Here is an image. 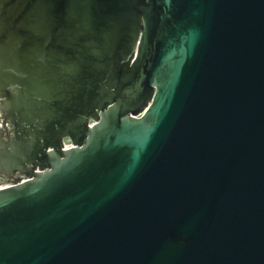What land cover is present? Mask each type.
Returning <instances> with one entry per match:
<instances>
[{
	"label": "water",
	"instance_id": "water-1",
	"mask_svg": "<svg viewBox=\"0 0 264 264\" xmlns=\"http://www.w3.org/2000/svg\"><path fill=\"white\" fill-rule=\"evenodd\" d=\"M0 97V264H264V0H0Z\"/></svg>",
	"mask_w": 264,
	"mask_h": 264
},
{
	"label": "flooded vegetation",
	"instance_id": "flooded-vegetation-1",
	"mask_svg": "<svg viewBox=\"0 0 264 264\" xmlns=\"http://www.w3.org/2000/svg\"><path fill=\"white\" fill-rule=\"evenodd\" d=\"M7 103L8 100L6 98L0 97V155L1 152L3 154L12 152L11 145H16L18 143L21 144V141L23 142L24 140H29L30 143L34 141V145L32 146L33 149L31 151L24 150L23 155L18 157V163L14 167L8 169V171L5 169L0 170V184H11L13 181H26L30 179L25 174H22L21 171H30L35 167L39 158L46 153L54 151L56 142L61 140L64 136V132H60L61 134L57 138L59 122L56 119L52 122L46 121L48 127L41 130V132H39L40 128L37 129L40 121L38 117L39 120H36L32 126L26 124L25 117L22 120H20V118L16 120V125L13 124V120L9 117L10 115L5 111V107L9 105ZM85 113L87 114H82V120L88 119L90 113ZM17 116H19L18 113ZM93 125V122H91V127H93ZM62 142L63 144H72V141L66 136L62 139Z\"/></svg>",
	"mask_w": 264,
	"mask_h": 264
},
{
	"label": "built area",
	"instance_id": "built-area-1",
	"mask_svg": "<svg viewBox=\"0 0 264 264\" xmlns=\"http://www.w3.org/2000/svg\"><path fill=\"white\" fill-rule=\"evenodd\" d=\"M73 147V145L72 144H70V143H66L65 144V149H71ZM28 180H30V179H28ZM28 180H26V181H28ZM25 180H23V182H26ZM13 184H10V183H3V184H0V190H2V189H6V188H8V187H10V186H12Z\"/></svg>",
	"mask_w": 264,
	"mask_h": 264
}]
</instances>
